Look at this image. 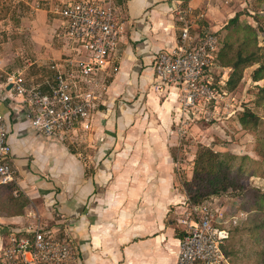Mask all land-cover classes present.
Here are the masks:
<instances>
[{
  "label": "crops",
  "instance_id": "0c3cea01",
  "mask_svg": "<svg viewBox=\"0 0 264 264\" xmlns=\"http://www.w3.org/2000/svg\"><path fill=\"white\" fill-rule=\"evenodd\" d=\"M70 1L0 0V27L6 29H0V40L8 31L9 41L27 43L22 55L27 48L32 54L31 62L18 66L0 52L6 163L30 200L22 216L0 215V236L44 230L67 238L78 264H177L175 229L187 208L179 185L191 177L186 171L181 178L177 169L189 137L180 123L189 113L181 111L177 88H157L153 56L176 48L180 12L191 11L193 35L201 25L216 32L220 18L206 0H109L121 34L100 73L89 128L78 125L57 138L30 126L27 104L11 91L10 80L19 75L29 84L46 83L53 77L52 62L76 58L53 13Z\"/></svg>",
  "mask_w": 264,
  "mask_h": 264
},
{
  "label": "built area",
  "instance_id": "2783aa9c",
  "mask_svg": "<svg viewBox=\"0 0 264 264\" xmlns=\"http://www.w3.org/2000/svg\"><path fill=\"white\" fill-rule=\"evenodd\" d=\"M53 13L61 19L63 36L76 58L66 55L52 62L49 66L53 71L51 81L29 84L21 76L14 75L10 85L14 95L27 104L30 126L61 138L72 133L78 125L85 130L89 128L88 120L99 97L100 73L116 49L121 30L109 0H71L55 8ZM179 15L182 28L176 48L157 52L152 67L159 81L157 88H177L181 111L189 113L203 102L214 99L213 75L215 70L222 68L217 62L220 45L215 32L202 37L190 33L191 11ZM9 154L7 122L0 113L2 183L12 181V171L6 163ZM212 201L215 199L189 209V213L178 220L184 236L179 240L177 264H229L222 247L243 214L227 212L228 209ZM2 262L78 264L79 260L69 239L35 230L30 236L9 235L2 251Z\"/></svg>",
  "mask_w": 264,
  "mask_h": 264
},
{
  "label": "rangeland",
  "instance_id": "374dc122",
  "mask_svg": "<svg viewBox=\"0 0 264 264\" xmlns=\"http://www.w3.org/2000/svg\"><path fill=\"white\" fill-rule=\"evenodd\" d=\"M206 1L213 8L212 12L217 14L216 17L220 18L218 25L220 28L238 12L246 11L247 8L260 10L264 7V1L261 3L257 1L254 3V0ZM240 21L242 23L250 22L258 30L261 29L260 25L252 22L247 13L242 15ZM11 26L13 27L14 24ZM4 28V25L2 28L0 27L1 30L5 31ZM6 32L4 38L0 40V52L9 53L11 60L18 63V66L31 62L30 49L27 48V56L22 55V50L25 49L27 43L25 44L16 38L9 41ZM209 32L215 31H212L209 26H200L196 33L206 34ZM241 35L242 33H231L229 40L237 43L236 41ZM258 41L260 46L264 45L262 36H258ZM1 59L6 65L8 57L3 56ZM256 67L257 65L247 67L243 71L241 81L233 90H230L226 85L231 70L225 67L215 70L212 82L216 88L214 99L203 102L201 107L189 111V118L180 123V125L186 126V134L189 135V137L187 135L188 139L185 138L183 141L185 152H182L180 156L183 165L177 168L180 170L181 178L185 177L186 171L192 174L194 154L198 145L202 144L216 152L234 156L232 166L234 171L240 167L243 185L264 189V91H259L261 87L264 88V81L254 82L252 80L251 75ZM220 80L221 83H219ZM246 108H249L260 118V123L255 130L244 129L238 122L241 113ZM192 120L194 121L192 122ZM193 124L196 125L194 130L191 129ZM185 166H188L187 169ZM213 199L215 201L212 202L216 206L228 209H225L227 212L237 215L243 214L239 218V225L235 227L237 231H234V227L231 228L230 237L224 244L226 250L233 253L228 258L229 264H261L262 259H264L261 255L263 239L260 236L261 231L256 226L260 224L261 220H264V215L254 213L253 204L248 197L230 198L224 195ZM188 213L189 209L186 208L180 218ZM240 219L242 220L240 221ZM0 234H4L1 229ZM6 244L7 240H3L0 236V264H2V251Z\"/></svg>",
  "mask_w": 264,
  "mask_h": 264
},
{
  "label": "trees",
  "instance_id": "16d2710c",
  "mask_svg": "<svg viewBox=\"0 0 264 264\" xmlns=\"http://www.w3.org/2000/svg\"><path fill=\"white\" fill-rule=\"evenodd\" d=\"M256 1L261 3L264 0H254V3ZM246 13L253 23L260 25V30L250 22L242 23L240 21L242 15ZM263 26L264 7L260 10L247 8L246 11L236 13L220 30L214 33L220 45L217 53L218 65L231 70L226 82L230 90L235 89L241 81L243 71L254 65L257 67L252 72V80L254 82L264 81V45L260 46L258 41V36H262V40H264ZM231 33H242L237 39V43L229 40ZM199 35L202 37L204 34L199 33ZM259 91H264V88L261 87ZM238 122L244 129L255 130L260 123V118L249 108H246L241 113ZM233 159L234 156L230 154L216 152L202 144L198 145L193 158L191 177L183 180L179 185L186 197L187 209L201 207L209 203L212 198L226 195L230 198L248 197L253 204L254 213L264 215V189L243 185L241 182L242 172L240 167L234 171ZM29 204L30 200L15 181L0 182V215L22 216ZM256 228L261 231L260 236L263 239L261 255L264 258V220H261ZM234 231H237V228ZM21 234L20 232L16 233V236H21ZM175 235L179 240L182 239L183 229L176 228ZM222 249L227 258L233 255L226 250V245H223ZM261 264H264V259Z\"/></svg>",
  "mask_w": 264,
  "mask_h": 264
},
{
  "label": "water",
  "instance_id": "95a60500",
  "mask_svg": "<svg viewBox=\"0 0 264 264\" xmlns=\"http://www.w3.org/2000/svg\"><path fill=\"white\" fill-rule=\"evenodd\" d=\"M8 88H10V86H8Z\"/></svg>",
  "mask_w": 264,
  "mask_h": 264
}]
</instances>
